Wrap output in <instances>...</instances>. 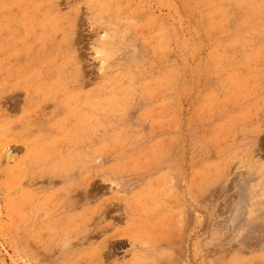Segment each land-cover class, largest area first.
Listing matches in <instances>:
<instances>
[{"label":"rangeland","instance_id":"374dc122","mask_svg":"<svg viewBox=\"0 0 264 264\" xmlns=\"http://www.w3.org/2000/svg\"><path fill=\"white\" fill-rule=\"evenodd\" d=\"M0 264H264V0H0Z\"/></svg>","mask_w":264,"mask_h":264}]
</instances>
